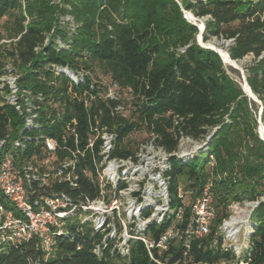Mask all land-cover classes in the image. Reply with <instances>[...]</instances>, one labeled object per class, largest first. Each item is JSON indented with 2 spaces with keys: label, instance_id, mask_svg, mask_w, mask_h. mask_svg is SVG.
Segmentation results:
<instances>
[{
  "label": "trees",
  "instance_id": "1",
  "mask_svg": "<svg viewBox=\"0 0 264 264\" xmlns=\"http://www.w3.org/2000/svg\"><path fill=\"white\" fill-rule=\"evenodd\" d=\"M55 1L0 0V25L5 20L0 41H6L0 44V77L11 64L20 75L19 88L43 96L42 129L29 135L56 138L74 149L75 135L63 138L71 124L84 149L94 129H106L117 136L112 157L124 159L134 158L140 144L155 139L157 147L172 155L166 176L170 208L183 210L179 227L188 223L193 204L208 185L217 215L208 235L188 245L184 239L173 242L161 255L154 250L156 261L140 241L131 244L127 257L109 249L98 255L101 235L90 224L75 223L70 226L72 237L59 238L50 257L31 240L1 252L0 264H264V141L256 103L230 76L222 58L198 44L199 29L182 11L206 19L205 43L212 38L230 41L228 53L234 61L253 57L246 77L262 104L264 124V0ZM67 16L72 22L62 25L61 17ZM54 67L84 69L99 83L94 89L89 78L72 84L57 76ZM109 84L117 85L119 100L104 98ZM119 106L124 112L117 111ZM24 126V117L12 105H0V139L8 138V148ZM140 134L145 137L139 142L134 137ZM186 138L211 142L182 162L174 153ZM41 147L29 143L18 152L19 160L40 154ZM58 155L65 158L68 153L60 150ZM77 170L78 189L62 184L55 190L75 199L81 194L97 197L96 182L83 174L93 170L91 153L78 157ZM0 201L10 208L1 191ZM246 202L258 206L251 215L254 231L248 247L238 257L224 248L219 228L233 204ZM173 223L171 218L153 225L148 237L158 239Z\"/></svg>",
  "mask_w": 264,
  "mask_h": 264
},
{
  "label": "built area",
  "instance_id": "2",
  "mask_svg": "<svg viewBox=\"0 0 264 264\" xmlns=\"http://www.w3.org/2000/svg\"><path fill=\"white\" fill-rule=\"evenodd\" d=\"M71 22L69 16L60 19L62 25ZM3 42L6 41L2 40L0 44ZM54 73L66 76L76 85L89 78L91 89L99 83L92 73L84 69L73 71L68 67H54ZM19 79L20 75L11 64L6 66L0 77V105H12L25 120L21 137L14 140L10 148L8 138L0 139V191L10 204L8 208L0 201V253L11 246L36 240L46 257H50L59 238L72 237L70 226L75 223L80 227L90 224L94 232L101 235V242L95 248L98 255L109 249L113 254L127 257L131 244L140 241L154 261V250L161 255L173 242L184 239L188 245L192 239L209 234L217 215L211 185L193 204L192 215L185 227H179L184 220L183 210L175 213L170 208L166 176L171 169L172 155L157 147L155 139L140 144L134 158L124 159L112 157L117 136L106 129H94L84 149L80 148L76 130L71 124L67 125L63 138L66 134L75 135L74 149L62 146L56 138L33 137L29 133L40 132L43 126L39 105L43 96L21 90ZM119 97L117 85L109 84L104 98L117 101ZM84 101L88 105V100L84 98ZM117 111L124 112L123 106H119ZM73 124H76L75 120ZM98 140L101 143L96 153ZM31 142L42 144L41 153H35L30 159L22 156L23 159L19 160L18 152H24ZM60 150L67 152L68 156L60 158ZM86 153L93 157V170H83V174L96 182L98 196L91 198L81 194L75 199L66 192L56 191L55 186L62 184L72 190L79 188L78 157H84ZM174 155L180 161L188 162L196 153H182L179 147ZM249 206L254 210L258 203L252 202ZM171 218L174 223L158 239L148 237L150 227L162 225ZM253 228L250 223L242 237L238 217L230 216L219 228L224 248L233 250L239 257L248 247Z\"/></svg>",
  "mask_w": 264,
  "mask_h": 264
},
{
  "label": "rangeland",
  "instance_id": "3",
  "mask_svg": "<svg viewBox=\"0 0 264 264\" xmlns=\"http://www.w3.org/2000/svg\"><path fill=\"white\" fill-rule=\"evenodd\" d=\"M60 1L61 0H56L55 2L59 3ZM205 20L206 19H201V21H203V22H205ZM4 23H5V20L1 23L0 27H2V25ZM225 42H229V44L231 46L230 41H226L223 39H217V38H212L207 43L213 44V45L225 50L226 52H228ZM239 62H240V68H241L240 71H238V70H236V69H234L228 65H225V67H226L228 73L230 74V76L238 84L241 85L243 83V74H245V76H246V68L253 62V57H251V56L246 57ZM256 108H257V117L259 119V115H260L261 110H262V104L256 103ZM262 126L264 127L263 123L261 125H259L258 133H259ZM259 136H260V134H259ZM144 137L145 136L140 134L134 138L140 142L144 139ZM204 149H205V141L204 140L195 141V140H191V139L190 140L185 139L184 141H182V143H180V151L182 153L194 152L197 154V153L203 152ZM184 203L186 205H189L191 203V199L188 195L184 196ZM250 203H252V202H246L244 204H233L230 208V214H231L230 216H236L239 219L240 232L242 233V237H244L246 235L247 228H248L249 224L251 223V215H252L253 210H252L251 206H249Z\"/></svg>",
  "mask_w": 264,
  "mask_h": 264
},
{
  "label": "water",
  "instance_id": "4",
  "mask_svg": "<svg viewBox=\"0 0 264 264\" xmlns=\"http://www.w3.org/2000/svg\"><path fill=\"white\" fill-rule=\"evenodd\" d=\"M176 1L179 3L178 0H176ZM182 11H183V13H184V18H185L189 23H192L194 26L198 27V29H199V34H198V37H197V42H198V44H199L201 47H203V48H206V49H209V50H212V51L216 52V53L222 58V60H223V62H224V59H223L222 55L220 54V52H219L217 49H215V47L211 48V47H205V46H203V43H205L204 40H203V34H204V30H205V22H203V21H201V19H198V18H197L198 21L201 22V27H200L197 23L192 22V19L196 18L192 13H190V12H186L184 9H183ZM189 14H191V15H189ZM225 43H226L227 50H229V48H230V44H229V42H225ZM228 59H230V61H232L234 64L238 65L237 62H239V61H234V60H232L231 57H230V55H229V53H228ZM224 64H225V62H224ZM229 66L232 67V68H234V69H236V70H238V71L241 70L240 66H238V67H234V66H232V65H229ZM243 82H244V84H245V86H246V88H247V89H245V88L242 86V84H241V87H242L243 92L245 93V95L248 96V98H249L250 100H252L253 102H255V103H260V104H261V102L258 100V98L253 94L252 90L250 89V86H249V84H248V82H247V77L245 76V74H243ZM262 111H263V107H262L261 113H260V115H259V125L262 124V121H261ZM259 134H260V138L264 141V136H263L262 133H261V129H260V131H259ZM208 142H209L208 144H210V142H211V138L208 139Z\"/></svg>",
  "mask_w": 264,
  "mask_h": 264
},
{
  "label": "bare ground",
  "instance_id": "5",
  "mask_svg": "<svg viewBox=\"0 0 264 264\" xmlns=\"http://www.w3.org/2000/svg\"><path fill=\"white\" fill-rule=\"evenodd\" d=\"M189 15H191V14H189ZM192 22L197 23V24L201 27V22L198 21L197 18L192 19ZM203 46H205V47H211V48L215 47V49H217V50L220 52V54L222 55V57H223V59H224V62H225V65H228V66H229V65H232V66H234V67H238V66H240V62H237L238 65H236V64H234L232 61H230V59H228V52H226L225 50H223V49H221V48H219V47H217V46H215V45H213V44H209V43H203ZM226 48H227V47H226ZM242 86H243L245 89H247L246 86H245V84H244V82L242 83ZM261 133H262V135L264 136V127H263V126L261 127Z\"/></svg>",
  "mask_w": 264,
  "mask_h": 264
}]
</instances>
